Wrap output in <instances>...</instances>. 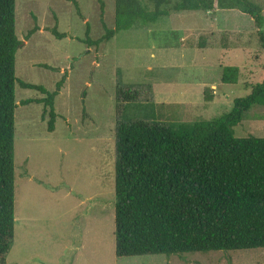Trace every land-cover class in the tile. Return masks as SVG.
<instances>
[{
    "label": "rangeland",
    "instance_id": "374dc122",
    "mask_svg": "<svg viewBox=\"0 0 264 264\" xmlns=\"http://www.w3.org/2000/svg\"><path fill=\"white\" fill-rule=\"evenodd\" d=\"M76 1L83 18L70 0H16L23 41L16 77L48 91L64 73L66 79L54 99L53 131L37 101L46 94L15 85V235L7 264H264V248L118 257L115 238L117 124L195 121L230 111L261 81L264 50L253 19L237 9L186 10L119 30L95 47L83 39L86 23L92 39L105 33L100 4ZM103 1L104 21L113 28L115 0ZM251 1L264 14V0ZM54 27L66 36L57 37ZM227 65L239 67L236 83L222 82ZM121 87L138 91L139 100L125 104ZM206 89L213 100L205 101ZM234 134L264 137V107H251Z\"/></svg>",
    "mask_w": 264,
    "mask_h": 264
},
{
    "label": "trees",
    "instance_id": "16d2710c",
    "mask_svg": "<svg viewBox=\"0 0 264 264\" xmlns=\"http://www.w3.org/2000/svg\"><path fill=\"white\" fill-rule=\"evenodd\" d=\"M70 1L82 17L78 2ZM98 2L105 33L92 39L86 23L83 41L89 46L98 47L119 30L156 22L171 13L220 8L248 14L264 50L263 8L251 0H177L173 4L172 0H148L150 9L142 0H115L113 28L104 21V1ZM51 31L57 37L66 36L57 27ZM22 43L16 33V0H0V264H7L15 235L16 82L46 94L37 101L44 104L48 129L53 131L54 99L66 79L64 73L53 91L18 80L16 53ZM197 44L205 47L206 39L200 36ZM221 79L236 83L239 67L224 66ZM119 94L125 104L140 96L122 87ZM204 99L213 100L207 89ZM255 105L264 107V66L252 92L235 98L232 109L215 118L168 124L119 121L114 205L118 257H183L264 248V137L234 134V127Z\"/></svg>",
    "mask_w": 264,
    "mask_h": 264
},
{
    "label": "crops",
    "instance_id": "0c3cea01",
    "mask_svg": "<svg viewBox=\"0 0 264 264\" xmlns=\"http://www.w3.org/2000/svg\"><path fill=\"white\" fill-rule=\"evenodd\" d=\"M223 10H225V9H223ZM208 28V24H207V26L206 27H203V28H199V29H196V30H206ZM25 174H28V172H26ZM29 178H32V176L31 175H29L28 176Z\"/></svg>",
    "mask_w": 264,
    "mask_h": 264
}]
</instances>
